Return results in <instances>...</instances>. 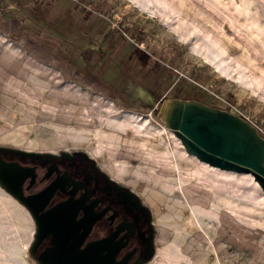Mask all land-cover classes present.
Listing matches in <instances>:
<instances>
[{
    "label": "rangeland",
    "instance_id": "374dc122",
    "mask_svg": "<svg viewBox=\"0 0 264 264\" xmlns=\"http://www.w3.org/2000/svg\"><path fill=\"white\" fill-rule=\"evenodd\" d=\"M173 98L264 136V0H0V154L89 163L136 210L138 264H264V190L184 150ZM35 231L0 184V264H39Z\"/></svg>",
    "mask_w": 264,
    "mask_h": 264
},
{
    "label": "flooded vegetation",
    "instance_id": "af4514ba",
    "mask_svg": "<svg viewBox=\"0 0 264 264\" xmlns=\"http://www.w3.org/2000/svg\"><path fill=\"white\" fill-rule=\"evenodd\" d=\"M0 156L22 168V194L33 199L41 221L42 236L33 255L45 252L48 264L140 262L136 210L89 163L78 156L33 151L8 150ZM46 190V198H35Z\"/></svg>",
    "mask_w": 264,
    "mask_h": 264
},
{
    "label": "water",
    "instance_id": "95a60500",
    "mask_svg": "<svg viewBox=\"0 0 264 264\" xmlns=\"http://www.w3.org/2000/svg\"><path fill=\"white\" fill-rule=\"evenodd\" d=\"M158 115L179 138L188 154L220 169L248 172L264 190V136L247 119L198 100L176 98L162 102ZM22 171L21 167L4 161L0 156V184L26 207L35 224V238L31 245L33 255L42 236V224L33 199L22 194ZM48 195L46 190L35 198H46ZM102 258L100 255V260ZM36 259L39 264H48L45 252ZM100 264L105 263L100 261Z\"/></svg>",
    "mask_w": 264,
    "mask_h": 264
},
{
    "label": "bare ground",
    "instance_id": "6f19581e",
    "mask_svg": "<svg viewBox=\"0 0 264 264\" xmlns=\"http://www.w3.org/2000/svg\"><path fill=\"white\" fill-rule=\"evenodd\" d=\"M105 110L106 111H110V109L107 107V108H105ZM128 115V114H127ZM127 115H123L122 116V120H123V123H122V126L121 127H124L125 128V130H127V125L129 124L130 125V121H129V118H128V116ZM131 117V116H130ZM132 120H138L139 122L142 120V118L140 117V116H132V118H131ZM131 120V121H132ZM129 122V123H128ZM146 122H145V120L141 123L140 122V125L137 127V128H135V130H134V135L135 136H141L142 134H141V132H142V130H143V125L145 124ZM35 225V224H34Z\"/></svg>",
    "mask_w": 264,
    "mask_h": 264
}]
</instances>
